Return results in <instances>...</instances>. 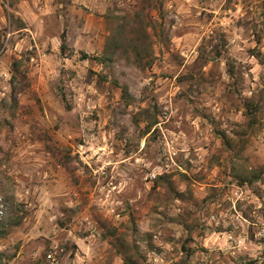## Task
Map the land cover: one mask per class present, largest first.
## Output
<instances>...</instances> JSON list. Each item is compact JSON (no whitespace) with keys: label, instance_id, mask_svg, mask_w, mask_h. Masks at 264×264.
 Listing matches in <instances>:
<instances>
[{"label":"clouds","instance_id":"obj_1","mask_svg":"<svg viewBox=\"0 0 264 264\" xmlns=\"http://www.w3.org/2000/svg\"><path fill=\"white\" fill-rule=\"evenodd\" d=\"M14 2L0 0V19ZM224 3L30 0L14 13L25 27L0 35V51L30 79L43 71L64 110L51 105L23 119L11 103L13 73H0V264H264V0H231L233 11L221 12L229 20L221 27L217 17L215 31L207 15L197 20ZM173 19L217 36L213 44L229 33L227 51L208 65L215 79L190 92H169L171 81L159 79L185 69L149 64ZM64 20L67 47L49 66L44 48ZM199 39L182 49L183 64L200 55ZM30 40L41 42L35 56ZM146 44L153 57L142 54ZM233 49L244 53L235 76L224 66ZM125 87L129 101L109 95Z\"/></svg>","mask_w":264,"mask_h":264},{"label":"rangeland","instance_id":"obj_2","mask_svg":"<svg viewBox=\"0 0 264 264\" xmlns=\"http://www.w3.org/2000/svg\"><path fill=\"white\" fill-rule=\"evenodd\" d=\"M176 4H185L187 0H175ZM193 3L199 7L202 3H210L214 2V0H192ZM20 0H15L14 4L10 5L14 9V13H16L15 5L19 4ZM231 0H225L223 9H218L216 11L204 9L199 11V15L197 16V20H201L205 15H207V23L208 27L211 31H215V21L217 20V17H219V23L221 27L224 26L225 22L229 20L228 15H221V12L223 13H229L233 11V9L230 7ZM15 6V7H14ZM162 7V6H161ZM16 8V9H15ZM180 9L177 8L175 12V16H179ZM154 14L159 15L161 17V23H163V14L160 12H157L155 8L153 9ZM13 14L7 13V10L4 11L3 16H5V22H0V35H6L10 31H15L21 27H25L24 22L19 19V17H16ZM68 21L64 20V31L61 33L59 37H56L55 35H52L50 37V43L47 44V46L44 48L43 55L45 57H48V64L49 66L53 63V52H58L59 55L63 56L65 49L67 47L66 43H64L65 38L68 35ZM168 27L171 29V32H163L161 31L160 36L162 37L163 41V50L155 52L154 58L149 60V64L151 67L159 68V67H165L169 70H175L183 68L185 69L186 73H181L179 76H173L170 74H161L159 79L164 81H171V83L166 84L167 91L171 92L173 88L181 89L182 86L187 87V91H192L196 84H203V83H210L212 82L215 77V65H213L212 68H208V65L212 63V59L215 58L217 60H220L223 56L224 52L227 51L226 45L228 42V35L227 32H219L218 33V39L220 41L219 44H213V40L217 39V36H211V35H203L200 33H197L194 28L191 27V25L185 26L184 24L181 25L180 28L176 27V19H173ZM24 34L20 35V39L23 38ZM199 35L200 39L195 42L194 47L195 51L197 53H200L199 56L196 57V60L192 62V64L185 65L182 63L183 59H187V53L182 52V49L187 46H192V38ZM61 37V38H60ZM64 37V39H63ZM57 39L61 41L59 46H57ZM146 39V38H145ZM11 45L14 46L16 41H11ZM29 43H32L34 46L31 50V52L28 53V56H35L37 50L40 48V41H32L30 40ZM255 43L259 44L260 39L259 37H255ZM174 45V49L173 46ZM207 45V47H205ZM4 45L0 44V49H3ZM153 45H148L142 49V54L146 57H153V52L149 51V49H153ZM248 53L255 52V49H247ZM244 53L240 52L239 50L233 49V56L229 57L227 64L224 65L227 69V72L229 75H236L235 69L239 61H237L236 57L243 56ZM27 59V57H25ZM83 59V57H82ZM156 60H160L161 64H156ZM203 65V68L201 67ZM8 69L12 75V79L8 81L9 85H12L11 88V103L12 107L16 110V114L19 116H22L23 119L28 118H39L41 113H47L49 111V107L51 105H55L57 108H59L61 111H63V107L61 106V99L62 96L57 95V89L55 86L51 84H47L44 82V72L41 71L37 73L34 77L31 79L29 78L28 73L30 72V69H25L23 72L20 71L21 68V61L17 60L15 56H5L2 51H0V73H3L5 69ZM51 70V69H50ZM207 70L208 77L206 78L201 73L203 71ZM89 72H92L93 69L89 68ZM76 76V72L72 71L69 74V80H71L72 77ZM211 78V79H209ZM103 79V78H102ZM244 82L243 75H239V77L235 80V83L237 86L242 85ZM5 87V84L3 82V77L0 75V93L3 92ZM160 85H156V89H159ZM64 89H59L60 93H63ZM113 93L120 96L121 100L129 101L130 97L128 95L127 88L123 90V93L121 94L120 91L117 89H113L112 92L109 93L111 96ZM174 95H177L179 98H183L185 95L184 92L180 93H174ZM155 97H153L154 99ZM0 107L6 108L7 105H0ZM110 107V105H109ZM115 112V110H113ZM99 119V117H96ZM135 119V118H133ZM4 125H8V121L5 120L3 122ZM3 131V125H0V132ZM58 131V130H57ZM160 130L157 129V132ZM183 178V177H182ZM189 206L191 207V204L189 203ZM213 210L214 204H213ZM148 211L155 212V209H145V212ZM164 220L165 224H171L173 227L178 226L177 224L173 223V221L169 218H162ZM65 222H61L60 226L63 227ZM194 227H198V225H194ZM115 232V230H114ZM151 233L146 235V239L151 240ZM170 242V241H169ZM151 250V249H150ZM183 250V249H181ZM159 251V250H157Z\"/></svg>","mask_w":264,"mask_h":264},{"label":"crops","instance_id":"obj_3","mask_svg":"<svg viewBox=\"0 0 264 264\" xmlns=\"http://www.w3.org/2000/svg\"><path fill=\"white\" fill-rule=\"evenodd\" d=\"M28 3H30V0H20V3L19 4H17V5H15L16 6V8L18 9V10H16V12H20V13H23L24 12V9L21 7V5L22 4H28ZM14 6V7H15ZM15 8V9H16ZM4 14V13H3ZM67 14V10H65V15ZM0 22H5V16H3V18L2 19H0ZM21 28H23V27H21ZM21 28H19V29H21ZM18 30V29H17ZM16 31V30H15ZM61 38V37H60ZM63 39H64V37H63Z\"/></svg>","mask_w":264,"mask_h":264}]
</instances>
